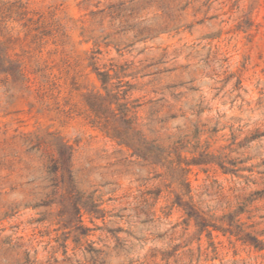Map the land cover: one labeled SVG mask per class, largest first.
<instances>
[{"label":"rangeland","instance_id":"rangeland-1","mask_svg":"<svg viewBox=\"0 0 264 264\" xmlns=\"http://www.w3.org/2000/svg\"><path fill=\"white\" fill-rule=\"evenodd\" d=\"M0 264H264V0H0Z\"/></svg>","mask_w":264,"mask_h":264},{"label":"trees","instance_id":"trees-1","mask_svg":"<svg viewBox=\"0 0 264 264\" xmlns=\"http://www.w3.org/2000/svg\"><path fill=\"white\" fill-rule=\"evenodd\" d=\"M108 77H109V74L105 73L103 75V78L101 79L102 84L106 90H107V85H108V81H107ZM125 108L127 111L126 117H128L131 110H129L127 107H125ZM178 206L182 207L181 205H178ZM184 210L186 211L188 220L189 221L194 220L196 223V226L200 227L202 229V231L206 230L210 226V225L206 224L205 219L203 218V216H201L199 214L198 210L194 206H190L187 208L184 207ZM241 212H243V211H241ZM89 214H92V211H89ZM234 223H235V220H234V217L232 216L229 219V224L232 226ZM213 228H214V230H216V227L213 226ZM244 242L246 243L248 241L245 240ZM255 248H257L258 250H263V247H260L259 245H255Z\"/></svg>","mask_w":264,"mask_h":264}]
</instances>
